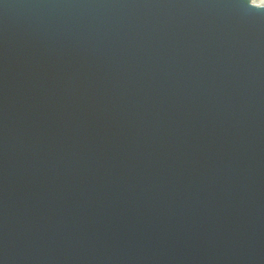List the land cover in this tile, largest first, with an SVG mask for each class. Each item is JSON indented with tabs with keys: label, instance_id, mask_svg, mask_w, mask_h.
<instances>
[{
	"label": "water",
	"instance_id": "1",
	"mask_svg": "<svg viewBox=\"0 0 264 264\" xmlns=\"http://www.w3.org/2000/svg\"><path fill=\"white\" fill-rule=\"evenodd\" d=\"M0 264H264V4L0 0Z\"/></svg>",
	"mask_w": 264,
	"mask_h": 264
},
{
	"label": "bare ground",
	"instance_id": "2",
	"mask_svg": "<svg viewBox=\"0 0 264 264\" xmlns=\"http://www.w3.org/2000/svg\"><path fill=\"white\" fill-rule=\"evenodd\" d=\"M255 4H264V0H253Z\"/></svg>",
	"mask_w": 264,
	"mask_h": 264
}]
</instances>
